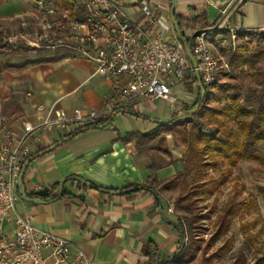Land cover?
Masks as SVG:
<instances>
[{"label": "crops", "instance_id": "crops-1", "mask_svg": "<svg viewBox=\"0 0 264 264\" xmlns=\"http://www.w3.org/2000/svg\"><path fill=\"white\" fill-rule=\"evenodd\" d=\"M36 1L0 0V29L12 31L20 21L31 20ZM55 3L61 10L69 9L66 0ZM116 3L131 22L142 23V9L147 8L170 24L171 0ZM174 15L196 22L198 31L212 30L210 41L214 48L226 32H264V0H176ZM146 29L151 37L164 42L177 39L173 27L165 30L147 25ZM185 34L190 36V31ZM64 50H60L63 56L53 62L0 72V118L10 129L20 131L23 123L37 124L50 109L66 115L74 111L86 115L101 109L111 95L116 87L114 78L93 75L90 61ZM190 81L170 86L176 103L171 106L167 102L166 110H158L153 100L140 99L122 110L129 114L115 112L106 127L80 133L35 158L26 168L22 183L26 196L41 203L22 200L16 190L15 213L28 218L38 229L66 240L72 249L82 250L93 264H149L143 253L148 243L156 248L161 261L174 255L180 241L176 231L178 213L170 197L178 194V189L160 190V186L182 172L185 147L176 145L170 134L164 135L163 143L168 154L155 142L138 147L135 138H124L131 132L145 134L155 129L156 124L147 119L167 121L192 105L196 89L188 85ZM116 118L124 120V128L112 124ZM77 130L43 131L30 142L31 155ZM68 177H78L92 188L71 180L62 187L66 195L62 196L61 191L58 196V189L53 187ZM152 177L155 181L150 190L116 194L132 187L141 188ZM44 188L49 190L46 197L35 196ZM5 230L9 232V227L5 226Z\"/></svg>", "mask_w": 264, "mask_h": 264}, {"label": "built area", "instance_id": "built-area-1", "mask_svg": "<svg viewBox=\"0 0 264 264\" xmlns=\"http://www.w3.org/2000/svg\"><path fill=\"white\" fill-rule=\"evenodd\" d=\"M66 1L68 10H61L55 0L36 1L32 19L20 21L11 34L2 35L0 31V37L12 45L20 41L66 49L90 61L93 75L114 78L116 87L101 109L86 115L79 111L66 115L50 109L41 122L23 123L20 131L10 129L0 118V264H93L82 250L72 249L66 240L38 229L28 218L15 213L18 175L31 155L29 144L38 134L96 126L140 99L165 100L174 106L176 99L170 94V86L182 82L188 71L194 72L177 39L164 42L150 36L147 25L165 30H172V26L149 9L143 8L145 20L135 23L124 17L116 0ZM211 32L206 29L194 33L189 46L201 83L207 87L215 82L219 69Z\"/></svg>", "mask_w": 264, "mask_h": 264}, {"label": "trees", "instance_id": "trees-1", "mask_svg": "<svg viewBox=\"0 0 264 264\" xmlns=\"http://www.w3.org/2000/svg\"><path fill=\"white\" fill-rule=\"evenodd\" d=\"M174 18L186 45L190 46L192 35L198 32L196 22H190L175 15ZM185 31H190V36H187ZM241 35L254 37V46L249 47L247 44L246 47H243L232 44L226 49L218 48V51L220 56L225 59L224 65L226 67H246L248 70L247 76L255 84L254 88L249 89L248 94L240 99L236 87L220 85L217 83L216 78L215 82L209 87L203 85L205 94L194 114L183 117L172 115L169 124H156L155 129L148 133L131 132L124 138L125 140L135 138L138 147L149 142H155L156 147L162 146L160 148L162 152L168 154L163 143L165 141L164 135L170 134L176 145L181 144L185 147V154L182 158V172L175 174L172 179L160 186V190L178 189L173 205L178 213L177 228L183 233L185 245L171 263L189 264L194 261L196 254L200 252L197 244L199 241L197 234L200 229L199 224L202 220L210 218V215L214 214L213 233L203 249V255L206 254L219 238L226 236L237 212L240 210V206L245 204L244 202L235 203L230 200L219 209H214L209 214L202 215L199 212L196 213V203L217 193L220 186L224 184L226 176L238 164L251 161L264 168V153L260 149V145L264 144V45L262 46L264 44V32H259L256 35L243 32ZM24 51L30 50L5 43L0 37V56L19 54ZM45 51V49L37 50L38 53H45ZM59 51L53 56L38 55L33 60L7 65V67L14 68L41 62H53L63 56ZM2 70L3 67L0 65V72ZM231 78L235 77L232 75ZM184 80H191L188 85L194 86L196 89L194 103L183 110V112H187L197 105L200 93L191 72L188 71ZM213 91L217 93H213ZM210 102L218 106L223 104V107H208ZM224 115L228 116V121H232L233 125H230L228 121H219V117ZM202 118H205V120H202ZM108 119L100 121L96 125H102ZM40 152L42 151L36 153ZM222 167L225 169L224 174L219 178L210 177V171L215 172ZM190 177H192V185L188 183ZM154 181V177L150 178L140 189H152L151 183ZM58 187L59 184L53 188L58 189ZM258 192L264 201V188H259ZM65 195L62 191V196ZM158 204L160 205L159 202ZM228 249L229 242L226 240L203 261L209 263L218 259ZM143 253L149 264L161 262L153 245L146 244ZM236 260L237 263L242 262L243 256L241 253H238ZM263 262L264 258H261L256 264Z\"/></svg>", "mask_w": 264, "mask_h": 264}, {"label": "rangeland", "instance_id": "rangeland-1", "mask_svg": "<svg viewBox=\"0 0 264 264\" xmlns=\"http://www.w3.org/2000/svg\"><path fill=\"white\" fill-rule=\"evenodd\" d=\"M17 29L18 25L16 28L14 27L12 31L4 29H0V31L2 35H8L15 32ZM249 33L256 35L259 32ZM241 34L242 33L229 32L226 35L224 34L221 39L219 38L217 47L226 49L232 44L243 47H246L247 44L249 47L254 46V37L243 36ZM16 45L28 48L30 51L0 56V65H2L3 70L12 72L14 69L7 67V65L24 63L28 60L37 58L38 55L53 56L58 50L65 51L64 49L56 50L37 47L20 41H18ZM263 45L264 44H262V46ZM217 47H213L214 53L219 59L217 83L220 85H228L229 87H236L240 99H242L248 94L250 88L255 87V84L247 76L248 70L245 66L239 68H235V66L234 68L226 67L224 65L225 59L220 56ZM40 49H45V53H38L37 50ZM232 75L235 78H231ZM176 83L177 81L175 85ZM213 93L217 92L213 91ZM152 104H154L158 110H166L169 107L165 100H153ZM214 106L218 105L213 102L208 104V107ZM218 107L222 108L223 104ZM202 120H205V118H202ZM219 121L227 122L228 116L224 115L219 117ZM131 122H133V120H131ZM228 123L233 125L232 121H228ZM112 124L120 128H124L126 125L124 120H118V118L114 119ZM260 149L264 153V144L260 145ZM224 171L225 169L222 167L215 172L210 171L209 175L213 178H219L224 174ZM191 178L192 177L188 179L190 185H192ZM225 179L224 184L220 186L217 193L208 199L196 203V213L199 212L202 215H207L210 211L219 209L230 200L235 203L244 202L245 204L240 206V210L237 212L226 236L219 238L204 255L203 249L213 233L212 223L214 221V214L210 215V218H206L200 222V229L197 233L199 237L197 244L199 245L200 252L196 254L193 264H234L237 263L236 258L238 253L242 254L243 260L237 264H256L259 259L264 258V201L258 192L259 188H264V168L254 162L246 161L234 167ZM176 196L177 192L173 193L170 197L171 200L173 201ZM226 240L229 242V249L224 255L209 263H205L203 259L216 251ZM261 264H264V262Z\"/></svg>", "mask_w": 264, "mask_h": 264}, {"label": "water", "instance_id": "water-1", "mask_svg": "<svg viewBox=\"0 0 264 264\" xmlns=\"http://www.w3.org/2000/svg\"><path fill=\"white\" fill-rule=\"evenodd\" d=\"M175 8H176V0H171V7H170V11H169V21H170V24L172 25L173 30H174V32L176 34L178 42L183 47V51H184V54H185L186 58L190 61L191 65H192V68L194 70V72H193L194 80L196 82L197 88H198L199 93H200V99H199L197 105L194 108H192L191 110H189L187 112H182V113L177 114L178 117H183V116L192 115L198 110V107H199V105H200V103H201V101H202V99L204 97L205 92H204V87H203V85L201 83L199 74L197 72V61H196L195 57L192 55L190 47L188 45H186L184 37L182 36L181 31L179 29V26H178V24H177V22H176V20L174 18ZM120 113L129 114V112H127V111H121ZM115 114L111 115L110 118L106 121V123H104L102 125H96V126H92V127H85V128L79 129V130L73 132L72 134H70L68 137H66V138L56 142L52 146L48 147L44 151L27 158L22 164V167L20 169V172H19V175H18V179H17L16 188H17V193H18L19 197L22 200H24V201H29V202L37 203V204L41 203V201L38 200V199H30V198H28L26 196L24 185L22 183V177H23L24 172H25V170L28 167L30 162H32L35 158L39 157L41 154L51 151L55 147L61 145L62 143H64L67 140L72 139L73 137L77 136L80 133H83V132H86V131H89V130H98V129H102V128L106 127L107 125L110 124V122H111L112 118L115 116ZM130 114H132V113H130ZM147 120L152 122V123H155V124H164V125L169 124L171 122V120H167V121H159V120H154V119H147ZM71 180L78 181V182H80L82 185H84L87 188H92L91 185H89L88 183L84 182L82 179H80L78 177H68V178L62 180L59 183L58 196H60V194H61L62 187H63L64 183L68 182V181H71ZM139 189H140L139 187H132V188L125 189L123 191H119L116 194L117 195H125L127 193L136 192ZM48 191H49L48 188L41 189V190H39V191H37L35 193V196H37V197H46L48 195ZM150 192L152 194H154V191H150ZM160 210H161V207H160ZM176 231L178 233L179 241H180V247H179L178 251L174 255H172L170 258H167V259L159 262L158 264H169V263H171L172 260L184 248L185 241H184L183 233L181 232V230L179 228H176Z\"/></svg>", "mask_w": 264, "mask_h": 264}]
</instances>
